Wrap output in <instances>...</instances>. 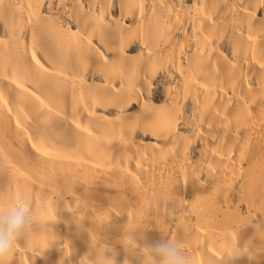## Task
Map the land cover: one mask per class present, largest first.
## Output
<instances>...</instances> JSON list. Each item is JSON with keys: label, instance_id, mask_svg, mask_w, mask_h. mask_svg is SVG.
Instances as JSON below:
<instances>
[{"label": "bare ground", "instance_id": "1", "mask_svg": "<svg viewBox=\"0 0 264 264\" xmlns=\"http://www.w3.org/2000/svg\"><path fill=\"white\" fill-rule=\"evenodd\" d=\"M17 203L7 264H264V0H0Z\"/></svg>", "mask_w": 264, "mask_h": 264}, {"label": "clouds", "instance_id": "2", "mask_svg": "<svg viewBox=\"0 0 264 264\" xmlns=\"http://www.w3.org/2000/svg\"><path fill=\"white\" fill-rule=\"evenodd\" d=\"M31 227L29 205L13 204L5 212L0 213V264H7L8 257L16 244L25 236ZM152 256L151 264H189V258L181 248L172 242L163 241L148 246ZM104 249L91 264H116L115 255L108 257ZM240 254L233 252L229 257Z\"/></svg>", "mask_w": 264, "mask_h": 264}]
</instances>
